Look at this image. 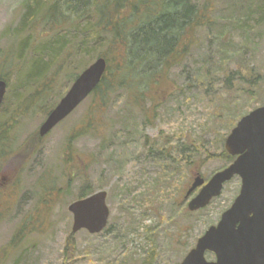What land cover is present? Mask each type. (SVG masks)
Wrapping results in <instances>:
<instances>
[{"label":"rangeland","instance_id":"1","mask_svg":"<svg viewBox=\"0 0 264 264\" xmlns=\"http://www.w3.org/2000/svg\"><path fill=\"white\" fill-rule=\"evenodd\" d=\"M66 1L0 0V76L7 83L0 131L9 132L10 142L0 149V264H181L240 192L236 177L205 209L188 210L200 190L186 199L194 179L207 183L230 165L222 158L228 136L264 105V15L257 9L264 0H193L199 8L211 4V25L196 32L164 91L138 108L124 93L114 97L95 136L82 134L92 119L88 98L35 151L47 113L106 50L83 51L80 35H94L91 20L65 12L69 24L56 23ZM60 35L69 42L78 36V47L68 43L43 84L23 86L39 48ZM9 52L13 62L5 63ZM86 183L107 193L110 217L98 235L72 232L68 208Z\"/></svg>","mask_w":264,"mask_h":264},{"label":"trees","instance_id":"2","mask_svg":"<svg viewBox=\"0 0 264 264\" xmlns=\"http://www.w3.org/2000/svg\"><path fill=\"white\" fill-rule=\"evenodd\" d=\"M42 6H39L40 11ZM57 8L55 4L49 11L53 13ZM257 9L262 17L264 1ZM65 12L72 13L73 19L77 21L91 20L94 23L90 30L93 36L90 37L87 30L80 35L84 38L81 44L85 53H91L92 49L93 51L103 47L106 49L99 53L97 59L106 60L107 71L101 84L90 96L92 119L89 123H84L82 132L83 135H87L92 131L94 136L102 133L100 118L114 97L124 93L128 105L138 108L139 104L148 99L154 100L157 90L166 89L168 73L172 66L179 65L184 58L187 59L194 47L196 32L211 25L212 15L210 3L199 8L193 0H69L65 2L64 12L60 13L62 20L58 19L56 23L64 24L63 26H66L65 23L69 24L70 21L64 19ZM74 23L71 19L70 27L73 28ZM56 38L55 41L39 48L38 58L24 77L23 86H36L42 80L43 84L46 81L44 79H47L44 75L52 72L51 65L59 59L64 60L63 51L68 43H73L69 48L77 46L78 42L75 41L79 39L78 36H74L72 42L71 40L69 42L66 35ZM1 55L0 51V58ZM3 56L7 57L5 63H8L10 58L13 62L11 52ZM39 63L43 64V68L36 71ZM252 78L249 80L250 85H255L257 77ZM0 80L5 81L2 76ZM52 83L46 85L43 94L49 93ZM250 89H253L252 86L248 88L249 95L253 93ZM42 95H38L31 104L42 100ZM28 103L30 107L31 104L29 101ZM49 114L50 112L47 116ZM97 126H100V129ZM7 134L9 132L0 131V149L4 146L9 147ZM42 143L43 139L37 135L35 151ZM222 158L228 164L234 161V158L225 152ZM79 192L77 200L95 193L88 183Z\"/></svg>","mask_w":264,"mask_h":264},{"label":"water","instance_id":"3","mask_svg":"<svg viewBox=\"0 0 264 264\" xmlns=\"http://www.w3.org/2000/svg\"><path fill=\"white\" fill-rule=\"evenodd\" d=\"M107 67L106 60L99 58L79 75L39 128L40 138L48 136L94 93ZM6 90L7 83L0 80V108ZM225 150L235 160L207 183L200 175L194 179L186 199L200 190L188 203V210L205 209L236 177L241 180L239 195L181 264H264V105L237 123L225 142ZM68 210L73 216V234L84 230L98 235L108 225L110 211L104 191L72 203ZM207 254L214 255L215 260L209 262Z\"/></svg>","mask_w":264,"mask_h":264},{"label":"bare ground","instance_id":"4","mask_svg":"<svg viewBox=\"0 0 264 264\" xmlns=\"http://www.w3.org/2000/svg\"><path fill=\"white\" fill-rule=\"evenodd\" d=\"M198 176V175H197ZM201 177V176H200Z\"/></svg>","mask_w":264,"mask_h":264}]
</instances>
